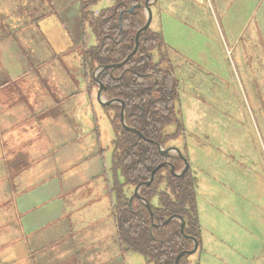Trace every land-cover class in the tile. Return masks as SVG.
Wrapping results in <instances>:
<instances>
[{
	"label": "rangeland",
	"instance_id": "374dc122",
	"mask_svg": "<svg viewBox=\"0 0 264 264\" xmlns=\"http://www.w3.org/2000/svg\"><path fill=\"white\" fill-rule=\"evenodd\" d=\"M176 2L152 7L150 27L163 32L180 84L185 132L170 147L198 181L202 246L190 264H264V0ZM113 5L100 0L91 12ZM81 16V0H0V227L2 203L16 205L42 243L56 229L61 247L71 223L75 246L51 253V264H151L116 237L112 189L123 178L111 112L84 75L96 39Z\"/></svg>",
	"mask_w": 264,
	"mask_h": 264
},
{
	"label": "trees",
	"instance_id": "16d2710c",
	"mask_svg": "<svg viewBox=\"0 0 264 264\" xmlns=\"http://www.w3.org/2000/svg\"><path fill=\"white\" fill-rule=\"evenodd\" d=\"M99 1L81 0L83 30L88 22L96 39V45L82 54L84 75L86 79L91 76L90 90L98 88L93 80L98 67L119 64L133 52L135 35L146 22L144 8L137 7L133 13L129 12L145 0H113L112 8L95 16L91 8ZM85 42L84 39L83 44ZM164 48L162 33L150 28L141 36L138 52L126 65L103 70L98 75V80L107 87L106 99L122 101L126 106V125L142 134L139 136L122 126L121 104L104 106L111 112L110 121L115 133L113 169L123 178V182L116 180L112 189L116 196L112 206L116 237L121 251L141 254L151 264H174L181 252L193 248L191 238L198 240L199 248L202 246L198 181L191 168L184 176L176 177L168 166L162 167L151 185L140 190V197L149 203L156 222L163 223L173 216H180L185 223V235L181 233L178 220L154 227L146 203L134 195L135 188L148 182L161 164H171L176 172L184 168L179 156L163 157L158 148V145L169 148L172 141L185 132L180 85ZM157 51L162 60L154 63L153 53ZM189 258L183 256L179 264H188Z\"/></svg>",
	"mask_w": 264,
	"mask_h": 264
},
{
	"label": "crops",
	"instance_id": "0c3cea01",
	"mask_svg": "<svg viewBox=\"0 0 264 264\" xmlns=\"http://www.w3.org/2000/svg\"><path fill=\"white\" fill-rule=\"evenodd\" d=\"M168 0H157L156 3L153 4L152 7H155L159 11L162 10L163 6H174L176 4H168ZM178 4L188 3V4H199V0H177ZM154 22V21H153ZM153 22L151 26L153 25ZM153 32H158L152 29ZM159 32H163L159 30ZM164 39V37H163ZM165 42V40H164ZM166 44V42H165ZM166 44V48H167ZM168 51V50H167ZM170 60V59H169ZM171 62V60H170ZM172 63V62H171ZM180 88V87H179ZM2 144V143H1ZM4 147V144H2ZM9 163H5L6 171H9ZM218 168V164H216V169ZM8 183H12V179L9 175ZM10 186L8 185V189ZM2 193V202L3 200H7L9 198L8 192L4 191ZM14 208H10L9 204L8 207L6 204L2 203V212L1 216L4 217L5 223L0 227V248H5V251L0 253V264H37V262H43V257L45 260L49 261L50 264L52 263L51 257L49 256L53 253V256L57 257L58 250H60L61 257H65L68 252L72 251L73 245L71 241H68V237H70V233L72 230L71 223L69 224L67 230L63 237H61L64 241V244L59 247L58 245V238L56 229L53 232H49L46 234V241L42 243L41 236L33 235L28 236L25 233L24 227L21 222L20 213L16 210V205H13ZM70 231V232H69ZM31 237V238H30ZM69 243V244H68ZM37 248L40 250L41 248L46 249L45 255H36L32 253V248ZM2 248V249H3ZM46 264V261H44ZM57 262V261H56ZM191 260H189V263Z\"/></svg>",
	"mask_w": 264,
	"mask_h": 264
},
{
	"label": "water",
	"instance_id": "95a60500",
	"mask_svg": "<svg viewBox=\"0 0 264 264\" xmlns=\"http://www.w3.org/2000/svg\"><path fill=\"white\" fill-rule=\"evenodd\" d=\"M157 0H145V2L142 4V3H139L137 6H134L132 7L129 12L130 13H133L134 10L138 7V8H144L145 11H146V22L144 24V26L138 30V32L136 33L135 35V46H134V50L133 52L124 60L122 61L121 63L119 64H113V65H107V66H100L97 68V70L95 71L94 75H93V80L94 82L98 85L99 87V90H98V93H97V99H98V102L102 105V106H111V105H114V104H121L122 105V111H121V124L122 126L128 130L129 132H133V133H136L137 135L139 136H142V134L137 131L136 129H132V128H129L127 125H126V122H125V109H126V106L125 104L120 101V100H111V101H107L105 100V98L103 97V94L106 90V86L101 83L97 76L100 75V73L103 71V70H107V69H120L121 67H123L124 65H126L130 59L132 57H134L136 55V53L138 52V49H139V45H140V38L141 36L146 33L150 26H151V23H152V20H153V13H152V6L154 3H156ZM158 148H159V151L161 153V155L163 157H168L172 154H176L180 157V159L183 160L184 162V168L181 172H176L175 171V168L169 164V163H163L161 164L160 166H158L156 168V170H154V172L152 173L151 175V178L148 182H145V183H142L140 185H138L135 190H134V195L141 199L140 197V190L142 187L144 186H149L151 185V183L154 181V177H155V174L157 173L158 170H160L162 167H165V166H168L170 168V171L171 173L176 176V177H182L184 176L190 169V164L188 162V160L184 157L182 151L177 148V147H169V148H163L162 146L158 145ZM143 202H145V200L141 199ZM150 213H151V219H152V223H153V226L154 227H160V226H164V225H167L168 223H170L171 221L173 220H178L181 222V233L182 235H185V223H184V220L182 217L180 216H173L171 218H169L168 220H166L165 222L163 223H157L156 220H155V215L149 205V203L145 202ZM191 240L193 241L194 243V246L191 250L189 251H184V252H181L175 259V262L174 264H179L180 263V260L183 256H187V257H190L194 254L197 253L198 249H199V243H198V240L195 239V238H191Z\"/></svg>",
	"mask_w": 264,
	"mask_h": 264
}]
</instances>
